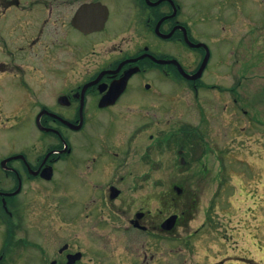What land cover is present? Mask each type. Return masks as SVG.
<instances>
[{"label": "rangeland", "instance_id": "rangeland-1", "mask_svg": "<svg viewBox=\"0 0 264 264\" xmlns=\"http://www.w3.org/2000/svg\"><path fill=\"white\" fill-rule=\"evenodd\" d=\"M233 7L224 8L225 31L214 30L202 78L207 86L194 90L183 80L165 79L161 109H95L99 124L62 129L74 156L57 165L64 174L38 185L35 204L0 264H48L64 243L84 254V264H264V0ZM0 62L8 60L0 55ZM183 129L196 136L179 155L175 137L183 138ZM92 135L95 149L108 146L118 155L104 164L101 182L90 185L93 176H81L79 156L90 138L96 140ZM46 138L22 120L0 132V155L28 152L34 142L40 154ZM108 181L122 195L106 206L100 199ZM173 185L183 189L180 195ZM137 208L148 212L147 232L128 224ZM171 214L178 223L162 232L159 224Z\"/></svg>", "mask_w": 264, "mask_h": 264}, {"label": "flooded vegetation", "instance_id": "flooded-vegetation-1", "mask_svg": "<svg viewBox=\"0 0 264 264\" xmlns=\"http://www.w3.org/2000/svg\"><path fill=\"white\" fill-rule=\"evenodd\" d=\"M251 1L260 5V0ZM230 2L239 10L245 0H0V55L8 60L0 62V132L28 119L49 136L40 154L34 142L28 152L0 155V261L35 204L32 194L38 185L47 186L64 174L57 165L69 164L74 156L62 129L81 131L95 120L99 124L95 109L123 104L145 112L155 105L161 109L165 79L183 80L194 90L207 86L202 78L211 58L210 44L214 30L224 32L229 24L223 14ZM204 60L195 81L185 79L177 67L192 76ZM3 83L11 88L3 89ZM120 87L114 102L101 106L110 90ZM19 110H24L23 116L16 114ZM92 136L96 140L90 138L79 156L81 176H93L90 185L101 182L104 164L118 155L108 146L95 149L97 135ZM102 190L100 202L106 206L122 195L113 181ZM21 193L28 197L19 200ZM92 206L99 218L98 204ZM147 219L148 212L137 208L128 224L147 232ZM77 252L64 243L48 264H84L83 253L72 256Z\"/></svg>", "mask_w": 264, "mask_h": 264}, {"label": "water", "instance_id": "water-1", "mask_svg": "<svg viewBox=\"0 0 264 264\" xmlns=\"http://www.w3.org/2000/svg\"><path fill=\"white\" fill-rule=\"evenodd\" d=\"M205 61V60H204ZM204 65V62L202 64V66L200 67L199 71L193 75V76H189L187 74H185L182 69L177 65L179 71L181 72V74L186 77L187 79L189 80H195L197 79L199 76H200V72L202 70V67ZM123 89L120 87V88H117V89H111L110 92L107 94V96L102 100L103 101V105L101 106H104L106 104H111L114 102V100L117 98V96L120 94V92L122 91ZM78 128V127H77ZM181 153V151L179 152ZM181 163L184 164V159L182 158L181 159ZM51 172L49 171L48 172V176H47V179L49 178ZM173 189L176 191V193H180L181 192V189L178 187V186H173ZM117 194V191L115 189L112 188V197H115ZM176 219H177V215H170L168 218H166L162 224H161V228L165 231H169L171 230L174 225H175V222H176ZM76 256V255H75ZM79 257V254H77V258ZM72 262H68L67 264H71Z\"/></svg>", "mask_w": 264, "mask_h": 264}, {"label": "trees", "instance_id": "trees-1", "mask_svg": "<svg viewBox=\"0 0 264 264\" xmlns=\"http://www.w3.org/2000/svg\"><path fill=\"white\" fill-rule=\"evenodd\" d=\"M182 131H183V135H184L183 138L180 139L179 137H176L175 142L178 145H182V146H184V144H187V143L188 144H192L189 141V137L196 136L195 130L194 129H191V130H185V129H183ZM188 147H189V145H188ZM191 208H193V206Z\"/></svg>", "mask_w": 264, "mask_h": 264}]
</instances>
